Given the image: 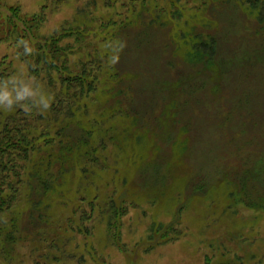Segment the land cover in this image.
<instances>
[{
	"label": "rangeland",
	"instance_id": "obj_1",
	"mask_svg": "<svg viewBox=\"0 0 264 264\" xmlns=\"http://www.w3.org/2000/svg\"><path fill=\"white\" fill-rule=\"evenodd\" d=\"M239 4L0 0V69H12L0 122L21 87L46 112L8 40L34 16L45 14L41 38L80 29L71 64L101 68L95 91L65 110L91 132L94 159L52 195L48 241L20 227L11 244L0 237V264H264V31L259 7ZM199 35L216 39L211 60L198 58ZM77 198L89 215L81 232Z\"/></svg>",
	"mask_w": 264,
	"mask_h": 264
},
{
	"label": "trees",
	"instance_id": "obj_2",
	"mask_svg": "<svg viewBox=\"0 0 264 264\" xmlns=\"http://www.w3.org/2000/svg\"><path fill=\"white\" fill-rule=\"evenodd\" d=\"M238 2L250 10L259 7L256 21L264 31V0ZM12 11V16L16 17L19 9L12 8ZM44 17L45 14L40 13L23 22L16 40L8 39L17 47L19 61L25 64L28 84L33 88L41 87L48 100L44 105L45 115H41L37 112V98L32 97L26 87L14 90L15 96L6 97L7 112L0 122V237L4 244L14 242L10 234L20 227L22 232L24 228L39 226L32 229L39 230L40 239L48 241L45 226L50 225L48 210L52 195L60 190L65 173L94 159H91L95 150L94 141L90 143L91 132L79 127L75 119H69L65 110L95 91L101 68L95 59L80 65L71 64L70 56L78 52L82 41L80 29L61 30L41 38L37 30ZM199 37L193 43L198 49V58L211 60L216 53V39ZM66 38H72L74 44L66 45ZM3 68L0 69V100L12 80L9 65ZM115 69L113 65V79L119 76ZM53 120L65 123L54 134L51 133ZM83 202L77 198L72 209L76 217L72 228L78 232L83 231L82 222L89 218L82 210ZM23 218L25 223L19 224Z\"/></svg>",
	"mask_w": 264,
	"mask_h": 264
}]
</instances>
